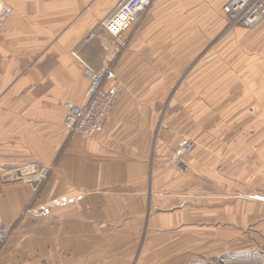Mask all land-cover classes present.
I'll use <instances>...</instances> for the list:
<instances>
[{"label": "crops", "instance_id": "0c3cea01", "mask_svg": "<svg viewBox=\"0 0 264 264\" xmlns=\"http://www.w3.org/2000/svg\"><path fill=\"white\" fill-rule=\"evenodd\" d=\"M6 1L0 224L12 234L0 264H207L193 238L212 260L255 264L264 204L247 194L264 189V114L250 108L264 107V20L218 34L211 16L230 0H151L121 47L101 21L122 0ZM74 51L112 63L107 86L124 85L91 138L63 127L66 104L89 99ZM186 139L197 146L175 163ZM27 166L49 170L38 190Z\"/></svg>", "mask_w": 264, "mask_h": 264}, {"label": "built area", "instance_id": "2783aa9c", "mask_svg": "<svg viewBox=\"0 0 264 264\" xmlns=\"http://www.w3.org/2000/svg\"><path fill=\"white\" fill-rule=\"evenodd\" d=\"M151 0H122L101 22L108 34L114 37L119 46H127L124 38L125 32L131 28L134 20L139 18L149 5ZM14 8L6 0H0V28L13 15ZM232 26L255 28L264 20V0H230L223 6ZM84 65V77L89 82L87 90L88 101L85 104L68 102L63 123L64 129L72 136L94 137L105 126L107 119L113 113V109L122 95L124 85L120 79L107 86L108 78L113 74L112 63L93 66L83 60L77 52H73ZM195 148L192 141L185 142L178 148L174 157L179 164H186V155ZM37 174L34 178L33 175ZM25 182L39 184L47 180L49 170L43 168L36 172L33 166H27L20 175ZM12 234V228L6 224H0V246L5 244Z\"/></svg>", "mask_w": 264, "mask_h": 264}, {"label": "rangeland", "instance_id": "374dc122", "mask_svg": "<svg viewBox=\"0 0 264 264\" xmlns=\"http://www.w3.org/2000/svg\"><path fill=\"white\" fill-rule=\"evenodd\" d=\"M140 17L137 18L136 20H134V22L132 23L131 28H130L132 33H134V31H135L136 23L140 19ZM211 17H212V19H218V20L222 21L221 24H223V25L221 27L219 25L218 34H224V35L231 34L234 30L240 29L242 27V26H232L231 23H230V20L228 19V17L224 13L220 14V12H218V15H212ZM242 28L251 29V30L252 29H256V27L255 28L242 27ZM250 109L252 110V112H253V109H255L254 113L256 115H263L264 114V107L263 106L262 107H256V108L251 107ZM187 141H192V142L195 143V147L197 146V142L194 139H186L185 142H187ZM176 150L177 149L174 150V153H175ZM173 160H174L175 163H178L176 161L174 155H173ZM185 165H187V161H186ZM247 197L251 201H257V202H260V203L264 204V189L255 188V189L252 190V192H249L247 194ZM196 237L197 236H195V238ZM192 242H193V246H194L193 247V251L195 253L197 252V254L194 255L193 257H195V258L199 257V259H201V258L202 259H208V263L207 264H228V262H227L228 257H226V256H222V257L214 256V260H212V259H210L211 258L210 256H209L210 257L209 258L208 256H204V254L203 255L201 254L202 251L205 250V248H207V246L205 247V245H206L205 243H201L200 240H195L194 238H193ZM254 245H255L253 247L254 250L253 249L252 250H253V254H254L253 258L255 260V264H264V235L256 236V242H255ZM208 247L214 248V244L211 245V246H208ZM201 249H203V250L201 251ZM210 254H208V255H210ZM215 258H218V260H216Z\"/></svg>", "mask_w": 264, "mask_h": 264}]
</instances>
